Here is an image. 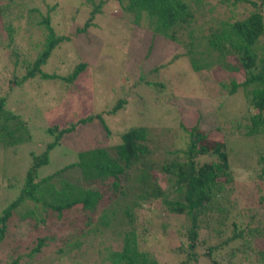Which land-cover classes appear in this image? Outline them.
Here are the masks:
<instances>
[{
	"label": "rangeland",
	"instance_id": "374dc122",
	"mask_svg": "<svg viewBox=\"0 0 264 264\" xmlns=\"http://www.w3.org/2000/svg\"><path fill=\"white\" fill-rule=\"evenodd\" d=\"M101 1L94 0L95 3ZM219 1L207 0L214 6L212 15L216 19L228 18L232 7ZM10 3V0H0V6ZM85 3L84 0H25L22 17L13 19L10 24L14 29L12 46L20 44L28 52L25 46L28 49L35 43L32 39L26 42L29 32L24 33L25 22L29 21L28 10L35 8L38 12L32 16L34 21L35 16H48L54 33L70 38L54 51L55 64H50L48 72L65 77L81 62L87 64V69L70 86L34 79L9 93L6 108L28 122L26 129L31 139L15 148L0 147V212L18 195L31 166L32 154L43 153L52 141L47 128L52 125L68 128L88 116H95V120L77 126L74 132L63 137L61 145L50 152L49 164L39 169L40 177L75 163L81 151L117 144L120 135L131 127L149 130L151 158L162 163L177 157V152L186 148L188 139L184 128L197 126L212 139L225 142L233 182L208 210V215L200 219L193 250L188 248L193 243L189 237V221L169 213L160 199L134 210L133 223L124 216L118 207L131 205L130 191L113 204L116 212L110 216L109 225L100 231L95 229L96 219L82 230V235L69 239L63 246L61 237L69 231L57 226H51L49 231L41 230L37 233L39 236L52 234L55 241L48 242L29 264H109L110 252L122 251L125 233L132 232L133 227L138 250L153 255L158 264H211L214 258L219 264H260L261 256L257 252L264 250V205L260 204L264 189L259 188V172L264 166L261 159L264 158V134L245 136L242 115L247 106L242 92L231 96L221 93L219 82L226 81L224 71L214 67L195 72L182 56L185 51L182 46L154 36L142 22L136 25L131 16L120 12L116 3L105 2L104 10L91 20L88 30L78 33L92 10ZM250 11V4L241 3L234 14L242 19ZM10 13L17 15L14 9ZM5 25L6 21H0L2 74L12 70L7 56L10 47L5 27L8 25ZM34 40H40L37 30ZM2 74L0 78L7 77ZM120 82L126 86L123 91ZM159 84L162 87L154 86ZM6 91L7 86L0 83V96ZM121 96H128L126 105L108 114ZM98 114L102 115L108 134L97 121ZM197 159L205 161L202 157ZM79 176L78 168L60 175L73 182L78 181ZM161 188L166 189L165 183ZM19 219V215H14L7 224L8 242L4 240L0 245V264L7 262L11 252L9 241L14 235L25 243L13 247L16 254L13 252L12 258L20 256V264L27 261L26 255L33 247L36 234L26 237L27 224ZM233 223L240 228L239 232L244 231V236L229 241ZM75 242L79 245L73 246ZM213 245L221 247L213 251L209 259L208 250ZM61 248L66 255L58 252ZM231 252L234 257L229 259Z\"/></svg>",
	"mask_w": 264,
	"mask_h": 264
},
{
	"label": "trees",
	"instance_id": "16d2710c",
	"mask_svg": "<svg viewBox=\"0 0 264 264\" xmlns=\"http://www.w3.org/2000/svg\"><path fill=\"white\" fill-rule=\"evenodd\" d=\"M24 1L10 0V4L0 6V21H6L8 25L5 27L10 47L7 56L12 68L6 70L5 74L0 72L7 76L0 78V83L8 90L0 96V147L6 148L18 147L31 139L26 129L28 122L6 108L9 93L34 79L58 81L70 86L87 69V64L81 62L65 77L48 72L50 64H55L54 51L69 42L70 38L55 34L48 16H35L34 21L32 16L38 12L35 8L28 10L29 21L25 22L27 27L24 29V33L29 32L26 42L32 39L35 44L28 49L25 46L28 52L20 44L12 46L11 34L14 29L10 28V24L13 19L22 17ZM84 1L92 10L84 26L77 30L78 33L88 30L92 25L91 20L104 10L105 2L118 4L120 12L124 16H131L136 25L142 22L154 36L182 46L185 50L182 56L187 58L195 72L209 71L214 67L224 71L226 81L219 82L221 93L231 96L242 92L247 106V111L242 115L245 136L264 134V0H220L219 3L225 2L232 7L230 16L224 19H216L212 15L214 6L207 0ZM241 3L250 4L252 11L248 16L237 19L234 10ZM12 9L17 11L16 16L10 13ZM35 30L40 32L39 41L34 40ZM119 84L123 91L126 86L121 82ZM154 86L162 87L160 84ZM127 97L121 96L108 114L122 109ZM96 118L108 134L102 115L98 114ZM94 120L95 116H88L70 124L68 128H59L58 125L47 128L52 141L43 153L32 154L31 166L23 178L18 195L0 212V245L4 240L8 242L7 224L14 215H19V220L27 224L25 236L31 238L36 234L33 247L26 255L27 261L23 263L29 264L48 242L55 241L52 234L39 236L37 233L41 230L49 231L51 226H57V229L69 231L60 240V244L65 246L69 239L82 235V230L94 224L96 219L95 229L100 231V228H106L110 216L116 212L113 204L132 191L131 205L118 207L124 216L131 218L133 223L136 219L134 210L160 199L169 213L189 221V237L193 243L188 248L193 250L200 219L208 215V210L233 182L225 142L212 139L197 126L184 128L188 139L186 148L178 151L177 157L161 163L151 158L149 130L131 127L120 135L117 144L81 151L75 163L40 177L39 169L49 164L50 152L61 145L63 137L74 132L77 126ZM172 153L176 154L174 151ZM198 157L205 161H199ZM73 168L79 169L78 181L60 177ZM259 173V188L263 191L264 166ZM162 183H165L166 189L161 188ZM260 204L264 205V197H261ZM77 211L79 214L75 213ZM239 231L240 228L233 223L232 235L228 240L244 236V231ZM9 243L11 252L6 264H20V256L12 258L13 252L16 254L13 247L24 245L23 239L14 235ZM72 244L78 246L79 242ZM220 247L213 245L209 248L207 257L212 259L211 253ZM59 251L65 254L62 248ZM257 255L261 256L259 263L264 264V250H259ZM233 257L234 252H231L228 258ZM107 261L109 264H158L153 255L138 250L134 227L132 232L125 233L122 251H111ZM211 264L219 263L214 258Z\"/></svg>",
	"mask_w": 264,
	"mask_h": 264
}]
</instances>
